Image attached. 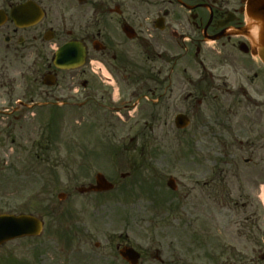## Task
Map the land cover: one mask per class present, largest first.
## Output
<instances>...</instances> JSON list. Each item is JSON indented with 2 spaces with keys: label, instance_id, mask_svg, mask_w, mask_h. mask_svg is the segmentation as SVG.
Here are the masks:
<instances>
[{
  "label": "flooded vegetation",
  "instance_id": "flooded-vegetation-1",
  "mask_svg": "<svg viewBox=\"0 0 264 264\" xmlns=\"http://www.w3.org/2000/svg\"><path fill=\"white\" fill-rule=\"evenodd\" d=\"M247 1L0 0V162L10 145L13 162L26 164L35 129L43 137L33 160L64 161L51 134L61 133L65 114L87 117L94 130L117 129L135 118L130 142L136 149L143 133L139 118L163 113L173 132L201 150L207 192L224 194L225 163L239 178L237 161L223 158L238 145L250 155L245 162L261 168L247 176L258 196L264 186V153L255 158L264 152V62L256 54ZM180 114L184 127L177 126ZM118 147L127 149L126 137ZM230 197L233 208L250 206L243 195ZM183 228L190 236L191 223ZM115 239L119 257L127 245L141 257L155 250L154 259L166 264L155 244L141 248L128 232ZM189 256L190 248L184 256L173 251V257Z\"/></svg>",
  "mask_w": 264,
  "mask_h": 264
},
{
  "label": "rangeland",
  "instance_id": "rangeland-1",
  "mask_svg": "<svg viewBox=\"0 0 264 264\" xmlns=\"http://www.w3.org/2000/svg\"><path fill=\"white\" fill-rule=\"evenodd\" d=\"M135 120L128 119L117 129L94 131L87 127V117L65 114L61 133L57 135L53 129L51 134L60 153L48 152L51 157L65 159L55 165L33 160L43 137L38 129L29 134L31 155L26 164L13 162V146L6 147L2 153L6 162H0V213L38 215L45 227L37 237L1 245L0 264H125L111 244L125 232L141 248L155 244L162 249L166 264H222L239 259L246 264H264L262 257H256L259 251L264 254L260 243L264 226L256 223L263 212L253 180L247 177L262 171L255 163H245L249 153L240 151L238 145L224 150L225 159L237 161L239 178L233 176L232 166L225 164L229 170L224 174V194L215 196L201 182V150L192 148L184 134L170 129L167 115L151 118L143 113L139 118L143 133L136 149L130 142L137 132ZM46 132L49 136L51 129ZM124 137L127 149L120 151L118 144ZM263 153L256 151L255 158L260 159ZM109 158L122 161L114 165L104 160ZM98 172L116 182V189L80 194L78 188L94 183ZM123 173L130 176L123 178ZM172 176L178 183L175 192L167 186ZM61 192L67 194L66 199L58 198ZM241 195L248 199V209L240 205L233 208L230 196ZM185 221L191 223L190 236L186 237ZM96 243L101 244L100 249ZM188 248L189 257H173V251L184 256ZM154 252L146 253L141 264H160ZM211 254L213 257H207ZM252 255L255 257H248Z\"/></svg>",
  "mask_w": 264,
  "mask_h": 264
},
{
  "label": "water",
  "instance_id": "water-1",
  "mask_svg": "<svg viewBox=\"0 0 264 264\" xmlns=\"http://www.w3.org/2000/svg\"><path fill=\"white\" fill-rule=\"evenodd\" d=\"M248 16L252 24L257 27L258 40L256 42L257 51L264 61V0H249ZM168 184L175 188L174 180H169ZM114 185L109 182L101 173L97 174L96 185L79 188L80 192L101 191L113 189ZM62 197V196H61ZM43 229V222L40 218L32 215H0V245L8 240L26 236L39 235ZM131 264H137L140 255L131 247H124L120 251Z\"/></svg>",
  "mask_w": 264,
  "mask_h": 264
},
{
  "label": "bare ground",
  "instance_id": "bare-ground-1",
  "mask_svg": "<svg viewBox=\"0 0 264 264\" xmlns=\"http://www.w3.org/2000/svg\"><path fill=\"white\" fill-rule=\"evenodd\" d=\"M262 192H263L262 195H263V198H264V188H263Z\"/></svg>",
  "mask_w": 264,
  "mask_h": 264
}]
</instances>
